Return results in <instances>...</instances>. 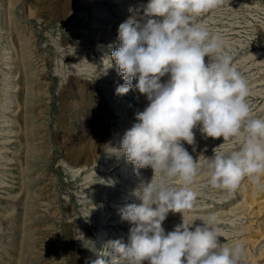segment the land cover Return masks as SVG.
Listing matches in <instances>:
<instances>
[{
    "label": "rangeland",
    "instance_id": "1",
    "mask_svg": "<svg viewBox=\"0 0 264 264\" xmlns=\"http://www.w3.org/2000/svg\"><path fill=\"white\" fill-rule=\"evenodd\" d=\"M145 3L0 0V264H126L107 242L128 243L132 225L121 210L139 203L134 190L153 173L108 151L147 105L135 79L132 97L115 93L124 81L111 52L120 23ZM199 22L224 38L251 114L264 117V0H221ZM194 132L196 143L184 144L194 160L223 143ZM191 190L184 219L198 225L215 215L220 241L243 243L241 264H264V191L245 178L225 198L204 175ZM180 223L169 213L162 226Z\"/></svg>",
    "mask_w": 264,
    "mask_h": 264
},
{
    "label": "clouds",
    "instance_id": "2",
    "mask_svg": "<svg viewBox=\"0 0 264 264\" xmlns=\"http://www.w3.org/2000/svg\"><path fill=\"white\" fill-rule=\"evenodd\" d=\"M220 2L147 0L118 27L119 46L111 60L124 83L115 93L126 94L135 79L147 105L119 147L109 145L108 151L153 173L134 190L139 203L121 210L122 220L132 225L128 243L107 242L126 264H241L243 243L221 242L215 215L198 225L183 216L193 207L191 185L201 175L225 198L245 178L264 191V117L251 114L248 83L224 38L199 22ZM197 128L205 138L223 139L203 161L184 147L196 143ZM169 213H180L182 223L166 232L162 225ZM86 264L106 262L97 258Z\"/></svg>",
    "mask_w": 264,
    "mask_h": 264
},
{
    "label": "bare ground",
    "instance_id": "3",
    "mask_svg": "<svg viewBox=\"0 0 264 264\" xmlns=\"http://www.w3.org/2000/svg\"><path fill=\"white\" fill-rule=\"evenodd\" d=\"M121 3V1L120 2H117V4H120ZM83 6V2L81 3V6L79 7V10H78V14H82L83 13V8L84 7H82ZM96 12V16L95 17H99L100 15H103L100 11H98V8H97V11H95ZM96 18V19H97ZM92 20L93 22H94V24H96L95 22L97 21V20ZM114 43V42H113ZM112 46V45H111ZM108 51H104L102 54H101V56L100 57H102L103 58V60H106V56H105V54L107 53ZM101 59V58H100ZM106 64V63H105ZM104 64V65H105ZM109 64V63H108ZM109 66V65H108ZM132 90H133V88L132 89H130L128 92H127V95H125L122 99H128V98H130V97H132ZM130 96V97H129ZM122 114V113H121ZM125 158H126V156H125ZM79 162V161H78ZM120 165V164H119ZM123 168V167H122ZM132 170V169H131Z\"/></svg>",
    "mask_w": 264,
    "mask_h": 264
}]
</instances>
